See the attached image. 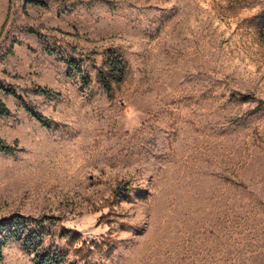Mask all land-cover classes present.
I'll list each match as a JSON object with an SVG mask.
<instances>
[{"label": "rangeland", "instance_id": "374dc122", "mask_svg": "<svg viewBox=\"0 0 264 264\" xmlns=\"http://www.w3.org/2000/svg\"><path fill=\"white\" fill-rule=\"evenodd\" d=\"M263 15L264 0H0V83L29 108L0 88L17 145L0 149V219L58 217L80 236L48 243L77 264H264ZM107 58L125 64L112 98ZM0 264L34 261L12 240Z\"/></svg>", "mask_w": 264, "mask_h": 264}, {"label": "trees", "instance_id": "16d2710c", "mask_svg": "<svg viewBox=\"0 0 264 264\" xmlns=\"http://www.w3.org/2000/svg\"><path fill=\"white\" fill-rule=\"evenodd\" d=\"M262 20L264 22V15ZM262 27H264V23ZM27 30L32 31L31 28ZM15 43L19 44L17 41L12 42L9 52L12 51ZM47 50L49 51L50 49ZM63 60L73 71L79 73L82 82L86 83L89 81V77L81 71L80 66L73 59L65 58ZM124 78L125 64L122 61L118 59L112 60L111 58L103 61L98 71V80L108 98L114 96L115 88L123 82ZM0 88L17 98L22 107L29 110L26 102L14 89L5 88L1 83ZM41 90L45 91V89ZM8 114H10V109L0 100V115ZM34 117L42 124H46L41 116L34 115ZM16 146V143L10 144L0 138L1 150L12 152L16 149ZM58 220V217L45 213L39 215L12 213L0 219V260L3 258L4 247L9 241L13 240L19 242L22 248L32 255L34 264H77L76 261L69 259L67 249L48 243L49 238L53 235L63 239L66 244H72L80 236L79 232L66 227ZM103 246L104 243L101 242L95 244L93 249H100ZM93 249L90 251H93ZM80 258L85 259L86 256Z\"/></svg>", "mask_w": 264, "mask_h": 264}]
</instances>
